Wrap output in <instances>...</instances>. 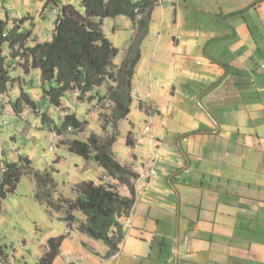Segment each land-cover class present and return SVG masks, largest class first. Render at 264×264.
<instances>
[{
    "label": "crops",
    "instance_id": "1",
    "mask_svg": "<svg viewBox=\"0 0 264 264\" xmlns=\"http://www.w3.org/2000/svg\"><path fill=\"white\" fill-rule=\"evenodd\" d=\"M154 1L132 79L144 126H121L132 150L113 153L138 174L129 225L112 255L67 233L55 264H264V0ZM70 3L84 13L81 0H0V11L45 18ZM107 22L126 29L125 55L139 24Z\"/></svg>",
    "mask_w": 264,
    "mask_h": 264
},
{
    "label": "trees",
    "instance_id": "2",
    "mask_svg": "<svg viewBox=\"0 0 264 264\" xmlns=\"http://www.w3.org/2000/svg\"><path fill=\"white\" fill-rule=\"evenodd\" d=\"M81 3L84 13L72 4L57 6L50 41L34 42L31 31L23 32L19 27L12 28L3 37V28L0 26V47L7 43L12 58L27 62L25 64L28 69H38L43 84L54 82V85L44 90L51 105L61 107L62 98L69 91H76L78 97L83 98L94 88L108 83L106 96H98L113 104L112 121L124 120L131 112L132 79L141 58L140 42L147 32L148 16L155 1L81 0ZM118 16L137 22L139 32L127 47L122 62L116 65L114 59L118 49L106 37L102 23L104 19ZM5 66V57L0 49V92L7 91L10 80ZM25 105L35 109L29 95L22 92L13 103V108L17 111ZM42 123L59 135L69 130L81 131L84 125L74 113L65 114L60 127L55 126L47 114H42ZM115 140V135L108 137L101 145L98 136L92 134L86 141L73 139L68 148L73 154L93 159L109 176L126 186L129 195L120 193L114 184L82 181L74 188L75 198H67L58 193L52 168L37 170L31 159L20 156L19 161L2 167L0 206L2 199L15 191L19 179L27 176L33 181L36 202L47 212L62 214L60 220L65 221L69 227L77 221L79 231L103 241L109 247L108 255L116 253L124 238L123 219L130 215L135 202L138 174L114 157L112 146ZM74 212H81L84 220H77ZM61 241V237L48 239L45 251L36 264H55L61 252Z\"/></svg>",
    "mask_w": 264,
    "mask_h": 264
},
{
    "label": "rangeland",
    "instance_id": "3",
    "mask_svg": "<svg viewBox=\"0 0 264 264\" xmlns=\"http://www.w3.org/2000/svg\"><path fill=\"white\" fill-rule=\"evenodd\" d=\"M74 6L80 10L79 5ZM18 7L15 4L6 6L9 14L0 11L5 19L3 32L8 33L15 27H20L23 32L35 30L34 24L37 20V24L41 25L36 26L39 42L50 41L57 13L48 10L43 18L36 8L28 15L27 12L18 10ZM117 23L124 26L120 20ZM102 28L106 37L118 49L114 59V64L118 65L124 58L123 49L127 44V31L123 27L119 32L114 33L112 24L108 22ZM0 49L2 56L5 57V68L9 72L10 79L7 91L0 92V177L4 171L2 167L8 163L17 162L20 156H24L32 160L37 170L52 168L58 193L67 198H75L74 188L82 181L96 183L109 181L105 183L115 182L116 187L121 186L108 174L104 175L105 170L93 159H85L71 153L68 145L73 139L86 141L92 134L98 136L99 144L102 145L106 142V138L115 135L117 140L112 146V152L120 161L125 162L126 154L130 153L132 147L126 144V135L121 126L129 122L137 127L144 126V123H140L142 117L135 111L134 105L131 106L127 122L112 121L113 104L98 96V93L106 96L108 89V83H106V86L103 84L99 88H94L83 98H79L76 91H69L62 98V106L55 107L48 102L44 92L50 88L51 84L54 85V82L43 84L38 69H28L25 64L27 62L10 56L7 43H3ZM22 92L29 95L36 110L30 105H25L17 111L13 108V103L20 98ZM69 113L76 114L77 118L84 123L81 131L69 130L59 135L42 123V114H47L53 124L60 127L65 114ZM128 139L131 140L130 137ZM74 215L77 220L84 219L81 212H74ZM60 217L62 214H51L36 202L33 181L27 176H22L15 191L8 193L1 202L0 252L10 264H36L45 251L47 240L61 237L63 259H66L69 258V244L73 243L67 233L75 237L83 235L85 239L100 247L105 245L101 240L75 232V228L70 229L65 221L60 220ZM75 222L78 226V222ZM75 222L71 223V226ZM0 264H2L1 258Z\"/></svg>",
    "mask_w": 264,
    "mask_h": 264
},
{
    "label": "built area",
    "instance_id": "4",
    "mask_svg": "<svg viewBox=\"0 0 264 264\" xmlns=\"http://www.w3.org/2000/svg\"><path fill=\"white\" fill-rule=\"evenodd\" d=\"M57 12H58L57 9L53 10V13H57ZM132 96H134V98H135V92L132 93ZM149 129H150L149 125L145 126V131H149ZM129 220H130L129 216L125 218V220H124L125 226L129 225Z\"/></svg>",
    "mask_w": 264,
    "mask_h": 264
},
{
    "label": "clouds",
    "instance_id": "5",
    "mask_svg": "<svg viewBox=\"0 0 264 264\" xmlns=\"http://www.w3.org/2000/svg\"><path fill=\"white\" fill-rule=\"evenodd\" d=\"M5 35H6V34L3 32V33H2V36L5 37Z\"/></svg>",
    "mask_w": 264,
    "mask_h": 264
},
{
    "label": "bare ground",
    "instance_id": "6",
    "mask_svg": "<svg viewBox=\"0 0 264 264\" xmlns=\"http://www.w3.org/2000/svg\"><path fill=\"white\" fill-rule=\"evenodd\" d=\"M124 227H126V226H124Z\"/></svg>",
    "mask_w": 264,
    "mask_h": 264
}]
</instances>
